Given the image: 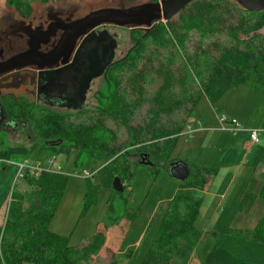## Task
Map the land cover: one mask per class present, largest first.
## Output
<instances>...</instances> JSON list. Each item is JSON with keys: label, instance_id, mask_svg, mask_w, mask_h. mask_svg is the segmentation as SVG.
Segmentation results:
<instances>
[{"label": "trees", "instance_id": "16d2710c", "mask_svg": "<svg viewBox=\"0 0 264 264\" xmlns=\"http://www.w3.org/2000/svg\"><path fill=\"white\" fill-rule=\"evenodd\" d=\"M263 26L264 10L247 12L229 0H192L165 22L146 30H130L133 49L106 68L96 110L64 115L36 112L35 116L42 115L43 119L32 118V130L51 119L41 136L54 142L47 150L64 154L75 151L73 164L79 167L82 160L103 164L96 172V185H91L95 189L110 188L114 177L121 184L130 178L134 163L120 154L124 146L146 155L153 172L155 168L165 169L171 163L169 154L176 137L200 98L216 103L223 93L249 80L264 88V37L259 33ZM191 32L198 35L200 45L188 53L185 42ZM211 36H221L222 40L204 43ZM106 120L124 129L122 142L116 141ZM188 170L138 264H171L198 241L194 229L198 203L184 189L205 188L214 171ZM67 178L65 172L42 173L18 179L22 184L11 186L0 225V264H80L81 250L70 248L67 237L49 230ZM257 196L264 201V185L257 195L244 190L232 214ZM84 198L87 200L86 195ZM131 216L125 211L119 217L121 225H130ZM107 228L101 225L104 233H94L88 242L90 250L102 245ZM220 235L224 238L215 241L199 264H264V213L251 231L226 227ZM84 255L87 257L88 252ZM116 263L114 259L110 262Z\"/></svg>", "mask_w": 264, "mask_h": 264}, {"label": "rangeland", "instance_id": "374dc122", "mask_svg": "<svg viewBox=\"0 0 264 264\" xmlns=\"http://www.w3.org/2000/svg\"><path fill=\"white\" fill-rule=\"evenodd\" d=\"M4 1L6 5L8 3V5L11 6V3L7 2V0ZM23 1H31V4H34L41 0ZM68 1L69 2L63 1V3L68 5L76 2V0ZM143 1L146 0H133L131 2L126 0H90L88 3L81 1V4L83 3L86 8H96ZM82 9H84V7ZM106 30L112 36L114 35L116 42V47L113 52V61L122 59L127 53L129 54L131 49H133V43L130 39V30L113 26H107ZM259 33L264 37V26L259 30ZM216 38L222 40L221 36ZM216 38L211 36V38L206 39L204 43L212 42ZM198 40V35L191 32L185 42L186 52L191 53L194 47L198 46ZM102 81L103 79L92 80L89 84L91 92L95 88H100ZM245 86L257 89L260 88L254 85L251 80H249ZM236 99L239 100L240 95ZM219 106L217 103H210L204 98H200L184 123L181 131L184 133V136L188 135V130L185 126L192 125L195 122L196 113L200 116L201 121H208L212 118L214 113L216 116L220 115L221 110ZM28 112H31V109L28 110ZM139 113L140 112H138V115ZM35 117L36 121L43 119L41 116H39V118L37 116ZM45 117L46 116H44V118ZM32 118L34 117H29L31 125H33ZM50 120L45 119L43 123H40L41 127L35 130L37 133L34 130L26 128L23 131H16L15 133L9 131L6 132V135L0 136V158H2L0 159V225L2 224L1 221L4 219L3 214L10 200L9 195L11 186H13V184H22L17 182L14 183L16 174L22 171L19 169L18 164H28L32 163V161L42 162L46 158H53L55 163H57L67 175L69 173V175L62 197L50 221L49 230L60 236L67 237L68 246L70 248L81 250L79 251L81 255L80 264H110L112 259L117 262L116 264H138L142 259L145 248L155 234L159 219L162 217L163 212H165L170 197H172L176 189L182 185L183 181L170 178L165 169L155 168L156 170L153 172L151 168H149L150 163L148 166L139 164L140 158L138 157L136 149L134 147L124 146L120 154H123L126 160L129 163H134V165L130 168L132 171L130 178L125 180L122 184L123 191L120 193L114 192L111 186L110 188L98 186V188L95 189L91 185H96V172L103 164L95 160H82V166L79 167L73 164L75 151L70 150L67 154H64L47 150L46 148L53 147L54 142H51V140L45 141L41 136L44 133V127L52 123ZM106 123L107 126L113 130L112 132L115 133L116 141L122 142L125 137L123 134L124 129L120 130L115 128L108 120H106ZM212 124L214 125L213 128H218L215 120ZM225 124L226 123H224V126ZM202 125L206 124L202 122ZM211 134L213 137L216 136L214 132H211ZM182 141L183 138H178L177 144L173 145V152L171 151L169 154L168 161L184 160L188 163L187 165H189L188 167L190 170H193L194 167L207 170L209 173H213L210 170H217L218 166H213V168L193 166L188 156H185L186 152L190 151V149H183L181 144ZM64 144L63 142L62 145ZM231 147H233V144L224 143L223 146H217V149H219V154H221V150L227 151ZM83 172L90 175V177L86 178L87 180L83 178ZM186 194L191 198L190 193ZM85 195L87 196V200L84 198ZM260 201H262V199ZM263 203L262 201L260 205L263 206ZM246 204L241 211L232 214V218H203L201 215H197V218L194 220V229L199 235L198 241L186 255L173 258L171 264L201 263L215 241H221V239L224 238V236L222 238L220 234L226 227L230 230L251 231L262 215L260 212H257L260 206H256L252 214L248 215L249 218L235 217L238 213L244 212ZM233 208L231 211H233ZM205 210L209 211L208 206ZM125 211L132 214V218H130L132 222L130 225L126 226V228L125 224L121 225L120 222L122 221L119 219L121 215L125 214ZM206 211L204 215H206ZM105 224L108 225V228L102 245L93 251L90 250L91 247L88 242L96 231H102L104 233L103 229H100V226ZM214 235L216 236L214 237ZM239 250L242 252L241 249H238V251ZM85 251L88 252L87 257L84 255Z\"/></svg>", "mask_w": 264, "mask_h": 264}, {"label": "flooded vegetation", "instance_id": "af4514ba", "mask_svg": "<svg viewBox=\"0 0 264 264\" xmlns=\"http://www.w3.org/2000/svg\"><path fill=\"white\" fill-rule=\"evenodd\" d=\"M232 3L237 6L234 2ZM9 8V12H3L0 15V67L5 66L7 69L6 65L19 66L23 59L29 60L35 53L40 54V60L32 58L28 61L29 64L22 65L19 69L0 72V136L6 135L9 131L15 133L26 128L32 130L29 117L36 119V112L64 115L76 111L72 107L79 100V96L73 98L74 94H63L62 87L65 82H53L51 78L72 63L78 47L87 36L86 34L73 42L71 51L67 54V61L61 64L66 60V54L63 48H60V44L63 41V33L71 27L69 23L95 9L86 8L81 1L68 5L56 1V4L51 6L28 8L26 12H24L26 8L21 9L15 6ZM107 26L112 25L98 26L92 32L97 33L102 30L107 32ZM108 35L115 40L114 35L109 33ZM114 50L115 48L113 52ZM45 56L48 57L45 58ZM113 58L114 55L103 71L88 82L82 94V103L77 110H83L86 114L96 110V100L101 88H95L91 92L89 84L94 79L104 78L105 70ZM97 66L94 64L91 69ZM97 72L94 71L90 75ZM78 85L80 86L79 82ZM73 99L76 101H72ZM19 100L22 103L18 102ZM30 109L31 112H28ZM143 155L138 153L139 164L148 166L147 156Z\"/></svg>", "mask_w": 264, "mask_h": 264}, {"label": "crops", "instance_id": "0c3cea01", "mask_svg": "<svg viewBox=\"0 0 264 264\" xmlns=\"http://www.w3.org/2000/svg\"><path fill=\"white\" fill-rule=\"evenodd\" d=\"M56 1H59L60 4H65L63 1L69 2L68 0H41L31 4V1L7 0L11 6L26 8L24 12L28 11V8L51 6L56 4ZM76 1L90 2V0ZM9 7L8 3L6 5L4 0H0V15L3 12H9ZM239 95L240 99L237 100ZM216 103L218 106L220 105V115L225 116L228 120L234 119L240 130L232 134L229 122L225 126L223 125V130L219 127L213 128L212 122L215 120L218 125L219 115L216 116L214 113L210 120L201 121L200 116L196 113L195 122L191 125L192 132L185 136L181 132L175 141V145L178 138H183L182 148L190 149L185 156H188L193 166L204 168L218 166L217 170H213L214 176L205 188L201 190L184 189V193H190L191 199L198 203L197 215H201L203 218H232L231 209L240 194L246 190L257 195L264 185V88H250L241 84L223 93ZM202 122L206 125H202ZM248 130L258 131L257 143L253 144L249 141ZM211 132H214L216 136L213 137ZM224 143L233 144V147L227 151L221 150V154H219L217 146H223ZM260 200L261 198L257 196L249 202L250 204H246L244 212L238 213L235 217L249 218L248 215L252 214L256 206H260L257 212L262 215L264 203L263 206L260 205L263 201ZM207 206L209 211L205 210ZM205 211L206 215H204Z\"/></svg>", "mask_w": 264, "mask_h": 264}, {"label": "water", "instance_id": "95a60500", "mask_svg": "<svg viewBox=\"0 0 264 264\" xmlns=\"http://www.w3.org/2000/svg\"><path fill=\"white\" fill-rule=\"evenodd\" d=\"M191 1L192 0H146L143 2L125 5L115 4V6L96 7L80 19L69 23L71 27L63 33V41L60 44V48H63L65 51L64 54H66V60L62 61L61 64H64L67 61V54L71 51L73 42H75L79 37L86 34L87 36L83 38L72 63L63 70L58 71L56 76L51 78V81L61 83L65 82L62 87V93H68L69 95L74 94L73 98H75V96H79V100L72 107L74 110L79 109L83 100L82 94L84 93L88 82L93 77L98 76L108 65L113 56V49L116 46L115 40L112 39L105 30L94 33L92 32L94 28L98 26L112 25L129 30H146L158 22H165L169 18L173 17ZM230 1L234 2L240 9L247 12H258L264 10V0ZM48 38L49 36L46 40ZM47 57L48 56H45V58ZM32 58L39 61L40 54L35 53L34 56H30L29 60L31 61ZM29 60L23 59V62L21 61L22 64L19 66L6 65L7 69L5 66H1L0 72L5 73L7 71L19 69L22 65L29 64ZM94 64H97L98 66L91 69ZM94 71L98 72L94 75H90ZM78 82L80 83V86L78 85ZM72 101L76 100L73 99ZM188 169L189 167L186 162L174 161L166 165L165 171L170 178L178 181H184L188 176ZM111 188L114 192H122L123 187L118 178L114 177L112 179Z\"/></svg>", "mask_w": 264, "mask_h": 264}, {"label": "built area", "instance_id": "2783aa9c", "mask_svg": "<svg viewBox=\"0 0 264 264\" xmlns=\"http://www.w3.org/2000/svg\"><path fill=\"white\" fill-rule=\"evenodd\" d=\"M218 127L223 130L224 123L229 122L231 125L230 132L232 134L237 133L240 130V127L238 123L234 119H226L225 116L219 115L218 116ZM188 133L190 134L192 132V127H187ZM248 139L251 143L255 144L258 142V131L257 130H248ZM18 167L21 172L16 174V178L14 179V183L18 181V179H23L26 176L36 177L42 173H63L62 168L55 163L53 158H46L45 160L41 161H32V163L24 164L20 163L18 164ZM83 178L88 177L87 173L83 172ZM69 175V173H68Z\"/></svg>", "mask_w": 264, "mask_h": 264}, {"label": "bare ground", "instance_id": "6f19581e", "mask_svg": "<svg viewBox=\"0 0 264 264\" xmlns=\"http://www.w3.org/2000/svg\"><path fill=\"white\" fill-rule=\"evenodd\" d=\"M187 127H191V125H186L185 128H187ZM173 162H174V161H173ZM88 177H90V175H89ZM88 177H86V178H88ZM86 178H85V179H86Z\"/></svg>", "mask_w": 264, "mask_h": 264}]
</instances>
